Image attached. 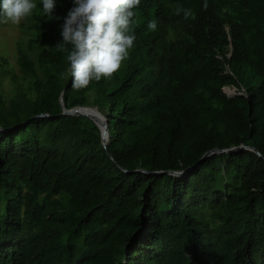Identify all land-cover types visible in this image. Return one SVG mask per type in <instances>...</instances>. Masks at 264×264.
<instances>
[{
    "label": "trees",
    "instance_id": "1",
    "mask_svg": "<svg viewBox=\"0 0 264 264\" xmlns=\"http://www.w3.org/2000/svg\"><path fill=\"white\" fill-rule=\"evenodd\" d=\"M33 3L35 61L19 50L0 94V264H264V0H141L128 56L86 88L56 47L73 0ZM62 92L107 119L106 149ZM240 146L261 156L198 164Z\"/></svg>",
    "mask_w": 264,
    "mask_h": 264
},
{
    "label": "clouds",
    "instance_id": "2",
    "mask_svg": "<svg viewBox=\"0 0 264 264\" xmlns=\"http://www.w3.org/2000/svg\"><path fill=\"white\" fill-rule=\"evenodd\" d=\"M140 3L141 0H73L61 25L62 42L56 47L69 51L67 45H72L68 60L75 88H86L92 80L111 77L119 70L136 39L134 33H125L134 16L133 9ZM54 4L55 0H42L44 16L53 18ZM35 7L33 0H0V15L19 24ZM204 8L207 9L206 2ZM182 10L184 19H188L190 9L178 6L175 14L180 15ZM157 24V20H150L148 29L156 30Z\"/></svg>",
    "mask_w": 264,
    "mask_h": 264
},
{
    "label": "rangeland",
    "instance_id": "3",
    "mask_svg": "<svg viewBox=\"0 0 264 264\" xmlns=\"http://www.w3.org/2000/svg\"><path fill=\"white\" fill-rule=\"evenodd\" d=\"M35 32L30 14L22 18L19 24H14L5 18L0 23V94L9 99L16 93L15 82H22L23 73L17 63L21 50L35 61V56L27 47ZM1 59L5 61L2 62ZM229 93H237L232 87Z\"/></svg>",
    "mask_w": 264,
    "mask_h": 264
},
{
    "label": "water",
    "instance_id": "4",
    "mask_svg": "<svg viewBox=\"0 0 264 264\" xmlns=\"http://www.w3.org/2000/svg\"><path fill=\"white\" fill-rule=\"evenodd\" d=\"M229 56H231V54H229ZM224 93L228 96H235L238 95V93H229V90L227 88H224ZM64 92L61 93V98H60V103L62 106V115H71V116H85L87 118H89L90 120H92L95 125L99 128L100 132H101V141H102V145L103 147L106 149L107 148V144L109 141V132H108V122L107 119L96 109V108H91V107H85V106H77L71 109H67L64 106L63 103V96ZM39 117H48V115L42 114ZM1 131H4L5 129H2L0 127ZM248 149L254 153H256L257 155L261 156V154L253 147H245V146H240V147H234V148H230V149H213L209 152H206L202 158L198 161V164L203 162L206 158L213 156L215 154H227V153H231L234 151H237L239 149ZM189 170H191V168H188L185 171L182 172H168V174L171 175H175V176H182L184 175L186 172H188ZM144 172V171H141ZM145 173V172H144ZM157 174H161L163 172H154Z\"/></svg>",
    "mask_w": 264,
    "mask_h": 264
}]
</instances>
